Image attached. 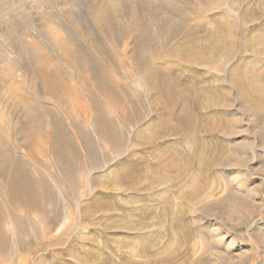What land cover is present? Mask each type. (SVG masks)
<instances>
[{"label": "bare ground", "instance_id": "obj_1", "mask_svg": "<svg viewBox=\"0 0 264 264\" xmlns=\"http://www.w3.org/2000/svg\"><path fill=\"white\" fill-rule=\"evenodd\" d=\"M61 1L67 0H42L41 5L53 8ZM183 3L189 10L185 14L181 13L182 6L169 3L165 5L168 11L162 13L153 7L152 2L145 0H93L87 6L93 31L85 38L94 39L95 35L99 38V53L94 55L98 61V67L93 64L95 71L90 68L92 64H84L78 55L71 54L66 40L55 32L57 29L48 31L53 44L74 67L75 79H70L57 66H51L54 63H49V55L40 41L24 42L23 48L36 60L35 69L43 90L52 93V98L55 96L61 113L83 127L92 119L95 136L98 133L99 141L110 151L119 148L125 140L131 146L128 154L121 156V161L112 168L110 155L102 156V165L101 160L96 159L102 155V150L99 151L90 141L91 133V139L80 133L83 144L78 147L69 143L63 153L60 140L64 136L58 137L54 143L52 137L55 135L51 136L49 128L43 124L44 114H50V111L45 112L40 106L37 110L26 108V105L19 106L24 113L20 132L23 142L20 143L15 128L12 126L13 130H10L9 119L0 110L1 245L7 243L5 223L8 220L24 226L22 222L31 219L36 210H44L46 170L57 163L71 171L79 185L87 177L86 186L95 182L102 190L135 192L155 190L164 184L170 186V190L183 192L187 189L179 185L185 177L191 175L188 180L196 186L200 179L208 178L211 171L218 168L215 164L221 158L216 149L210 148L209 139L215 133L220 134L217 131L221 120L224 126L235 132L233 124L240 120L233 115L236 105L251 115L264 118V29H257L255 34L250 30L257 21H264V5H252L241 16L235 15L228 20L225 15L210 18L208 14L223 8L230 11L235 7L240 9L237 4L230 6V0H183ZM171 13L180 15V19L171 21ZM67 18L71 24L79 25L78 29L87 28L81 16L69 13ZM209 23L211 27L207 25ZM5 36L10 45H15L8 31ZM240 50H247L251 60L245 63ZM237 59L238 63L234 64ZM4 68L0 66V100L16 95L22 100H30L31 97L14 80L7 84L4 79L9 71ZM213 72L223 77H211ZM146 103L150 104L149 115L144 110ZM219 109L221 113H216ZM54 115L52 119H55ZM66 131L65 127L63 132ZM171 137L175 142L170 141ZM181 145L190 149L187 151ZM81 147L84 152L79 149ZM19 152L29 162L26 173L22 174L16 172L15 167ZM52 154L59 162L56 163ZM50 155L52 157L48 158ZM88 160L91 161L89 167L101 170V175L94 176L89 170L84 174ZM196 195L194 192L191 197L194 205H197ZM239 204L246 206L247 202L242 199ZM84 212L85 218L92 215L88 209ZM110 220L114 222L112 218ZM161 226L163 229L164 225ZM173 236L179 238L176 233Z\"/></svg>", "mask_w": 264, "mask_h": 264}, {"label": "rangeland", "instance_id": "obj_2", "mask_svg": "<svg viewBox=\"0 0 264 264\" xmlns=\"http://www.w3.org/2000/svg\"><path fill=\"white\" fill-rule=\"evenodd\" d=\"M41 1L0 0V66L9 71L4 80L7 84L14 80L15 84L19 87L21 85L31 97L30 100H22L21 96L16 95V99L8 96L3 99L4 101L0 100V103L3 102L0 104L1 113L8 117L10 130L15 128V134L22 143L20 132L24 113L23 108L19 106L26 105V108L33 107L35 110L40 106L45 112L50 111V114H44L46 119L44 118L43 124L49 128L51 136L55 135L52 141L56 143L57 139L64 136L60 140L63 153L69 143L78 147L83 144L80 133L88 137L92 134L90 141L94 146L97 145L95 148L102 150V155L96 156V159L101 160L102 165V156L110 155L109 165L112 168L121 161V156L128 154L130 142L125 140L119 148L110 151L99 141L98 133L95 136L96 130L93 129L95 124L92 119L87 126L85 125L90 129L88 131L85 126L84 128L81 124L73 123L66 114L61 113L55 96L52 98V93L47 94L42 88L35 69L37 63L34 56L23 48L26 40L40 41L49 55L51 61L49 63H54L48 66H57L70 79L74 78V67L49 37L48 31L57 29L55 32L66 40L71 54L78 55L84 64H92L90 68L95 71L94 66L98 67L95 53H99V38L97 35L94 39L85 38L93 31L90 12L87 9L93 0L61 1L53 8L42 6ZM145 1L152 2L153 7L158 8L159 12L163 11L162 13L168 11L165 6L168 3L176 7L182 6L181 13L189 11L183 0ZM233 4H237L240 9L236 7L233 11L228 8L218 9L210 12L208 16L215 18L225 15L230 20L235 15L244 14L252 5L263 6L264 0H230L229 5ZM69 13L81 16L84 27L87 28L78 29L79 25L71 24L67 18ZM25 14L28 15L27 18L23 16ZM179 16L171 13L170 19L175 21L180 19ZM210 23L207 25L211 27ZM263 26L264 21H257L251 25V33L255 34L257 29H264ZM7 31L15 45H10L6 41ZM239 52L240 56L245 58V63L251 60L247 50ZM238 61L239 59L234 64ZM213 73L210 74L211 77L213 75L220 79L223 77L220 73ZM87 74L88 72L85 75ZM235 108L233 115L240 119L239 123L233 124L235 132L229 126H224L221 120L220 129L217 131L220 134L215 133L214 137L209 139L210 148L216 149L218 157L221 158V161L215 164L218 168L213 169L208 178L200 179L196 186L188 180L191 175L185 177L179 185L187 189L183 192L170 190V186L164 184L157 186L155 190L135 192L102 190L95 182L86 186L87 177H84L79 185L71 171L59 166L57 163L59 161L53 153L57 164L46 170L44 210H36L31 219L22 222L25 223L24 226L12 224L8 222L9 220L5 223L7 243L2 245L0 243V253L2 252L0 264H264V118L251 115L241 106L236 105ZM144 110L149 115L150 104L146 103ZM221 111L219 109L215 112ZM91 114L92 117L93 112ZM53 115L55 119H52ZM217 122L216 119L215 123ZM63 123L66 124V132H63L65 129ZM57 127L59 129H56ZM53 128L56 129L54 132ZM72 138H76L75 141ZM170 141L175 142L172 137ZM100 145L108 152L100 148ZM180 147L187 151L190 149L188 146ZM79 149L84 152L83 147ZM19 153L15 167L16 172L22 174L28 169L29 162ZM90 160L86 163L88 165H85L84 174L86 175L89 170L94 176L101 175L99 172L101 170L89 167L91 166L89 162L92 161ZM194 192L197 194V205H194L191 199ZM242 199L247 202L246 206L239 204ZM85 209L92 211L88 218L84 216ZM158 214H161V217H158ZM111 218L114 222L109 221ZM97 219H100V222H97ZM171 220L175 223L172 224ZM175 233L180 239H175L173 236ZM169 249L171 251H168Z\"/></svg>", "mask_w": 264, "mask_h": 264}]
</instances>
